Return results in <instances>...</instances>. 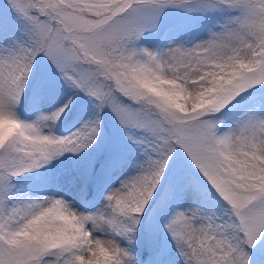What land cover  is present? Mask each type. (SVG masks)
<instances>
[{
	"label": "snow or ice",
	"instance_id": "obj_1",
	"mask_svg": "<svg viewBox=\"0 0 264 264\" xmlns=\"http://www.w3.org/2000/svg\"><path fill=\"white\" fill-rule=\"evenodd\" d=\"M0 264H264V0H0Z\"/></svg>",
	"mask_w": 264,
	"mask_h": 264
},
{
	"label": "rangeland",
	"instance_id": "obj_2",
	"mask_svg": "<svg viewBox=\"0 0 264 264\" xmlns=\"http://www.w3.org/2000/svg\"><path fill=\"white\" fill-rule=\"evenodd\" d=\"M58 99H59V94L58 93L53 92V93L50 94V100H51V102L55 103ZM74 124H76V120L74 118H69L65 122V124H63L61 127L63 129H65V131H67V129L72 128ZM69 163H71V162H69ZM61 167H63V166H61ZM66 194L70 196V195L73 194V192H72L71 189H68Z\"/></svg>",
	"mask_w": 264,
	"mask_h": 264
}]
</instances>
